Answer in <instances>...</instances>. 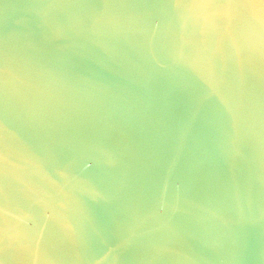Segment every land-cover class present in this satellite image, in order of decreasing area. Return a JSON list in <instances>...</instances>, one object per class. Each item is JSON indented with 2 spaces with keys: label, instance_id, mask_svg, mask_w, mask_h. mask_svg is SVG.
Listing matches in <instances>:
<instances>
[{
  "label": "water",
  "instance_id": "water-1",
  "mask_svg": "<svg viewBox=\"0 0 264 264\" xmlns=\"http://www.w3.org/2000/svg\"><path fill=\"white\" fill-rule=\"evenodd\" d=\"M264 222V0H0V264H164Z\"/></svg>",
  "mask_w": 264,
  "mask_h": 264
}]
</instances>
